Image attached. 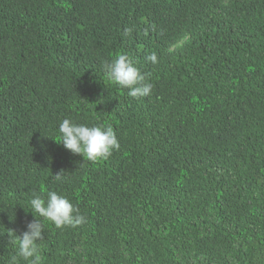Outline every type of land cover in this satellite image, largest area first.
Returning a JSON list of instances; mask_svg holds the SVG:
<instances>
[{"label": "trees", "instance_id": "trees-1", "mask_svg": "<svg viewBox=\"0 0 264 264\" xmlns=\"http://www.w3.org/2000/svg\"><path fill=\"white\" fill-rule=\"evenodd\" d=\"M122 53L148 96L107 80ZM65 118L120 148L72 154ZM34 218L41 264H264V0H0V264Z\"/></svg>", "mask_w": 264, "mask_h": 264}, {"label": "clouds", "instance_id": "clouds-1", "mask_svg": "<svg viewBox=\"0 0 264 264\" xmlns=\"http://www.w3.org/2000/svg\"><path fill=\"white\" fill-rule=\"evenodd\" d=\"M125 31L128 32L130 29ZM147 59L155 63V53L149 55ZM103 69L107 80L128 89L129 96L145 97L151 93L152 84L144 83V75L126 54H118L115 59L105 62ZM59 133V143H62L65 149L93 163L107 160L114 150L120 148L115 132L110 126H88L65 118L59 124ZM56 179H61L60 173L56 175ZM30 206L36 214L53 223L56 228L76 227L86 222L85 216L73 206L71 201L55 191H49L46 199L34 194ZM26 229L13 240L17 246L13 260L20 258L26 264H41L42 257L37 242L42 238L43 224L34 218L26 225Z\"/></svg>", "mask_w": 264, "mask_h": 264}]
</instances>
